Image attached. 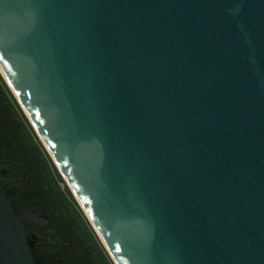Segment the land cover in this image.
Segmentation results:
<instances>
[{
	"label": "water",
	"instance_id": "water-1",
	"mask_svg": "<svg viewBox=\"0 0 264 264\" xmlns=\"http://www.w3.org/2000/svg\"><path fill=\"white\" fill-rule=\"evenodd\" d=\"M0 73L115 264H264V0H0Z\"/></svg>",
	"mask_w": 264,
	"mask_h": 264
},
{
	"label": "trees",
	"instance_id": "trees-1",
	"mask_svg": "<svg viewBox=\"0 0 264 264\" xmlns=\"http://www.w3.org/2000/svg\"><path fill=\"white\" fill-rule=\"evenodd\" d=\"M0 182L17 216L48 220L26 225L37 264H115L1 73Z\"/></svg>",
	"mask_w": 264,
	"mask_h": 264
},
{
	"label": "rangeland",
	"instance_id": "rangeland-1",
	"mask_svg": "<svg viewBox=\"0 0 264 264\" xmlns=\"http://www.w3.org/2000/svg\"><path fill=\"white\" fill-rule=\"evenodd\" d=\"M67 184V183H66ZM34 234L30 235V238L33 240L34 239Z\"/></svg>",
	"mask_w": 264,
	"mask_h": 264
},
{
	"label": "snow or ice",
	"instance_id": "snow-or-ice-1",
	"mask_svg": "<svg viewBox=\"0 0 264 264\" xmlns=\"http://www.w3.org/2000/svg\"><path fill=\"white\" fill-rule=\"evenodd\" d=\"M117 251H119V249H117Z\"/></svg>",
	"mask_w": 264,
	"mask_h": 264
}]
</instances>
